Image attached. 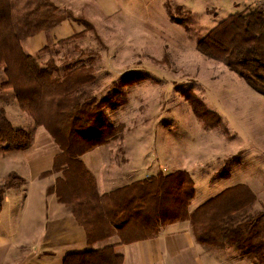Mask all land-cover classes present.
Instances as JSON below:
<instances>
[{
    "label": "rangeland",
    "instance_id": "374dc122",
    "mask_svg": "<svg viewBox=\"0 0 264 264\" xmlns=\"http://www.w3.org/2000/svg\"><path fill=\"white\" fill-rule=\"evenodd\" d=\"M116 1L122 7L117 19L103 25L94 21L99 33L84 26L81 36L50 45L38 56L41 67L51 65L60 75L70 64L93 68L95 81L83 90L98 100L108 95L128 99L117 113L121 119L116 112L108 114L115 128H122L115 139L118 153H123L122 143L130 131L133 164L151 165V175L171 169L170 160L199 175L198 170L210 168L218 156L237 155L245 161L237 168L231 157L230 170L227 165L219 171L212 185L196 176L194 204L241 183L259 195L257 190L264 185V97L223 62L202 55L197 46L235 8L249 13L260 6H235V0ZM10 96L13 93L0 92V101L7 102ZM196 103L204 123L196 117ZM52 131L59 141L63 139L59 127ZM225 172L231 175L224 176Z\"/></svg>",
    "mask_w": 264,
    "mask_h": 264
},
{
    "label": "trees",
    "instance_id": "16d2710c",
    "mask_svg": "<svg viewBox=\"0 0 264 264\" xmlns=\"http://www.w3.org/2000/svg\"><path fill=\"white\" fill-rule=\"evenodd\" d=\"M68 18L74 16L69 12L59 14L51 0H0V89L14 92L20 109L54 136L65 158L64 169L78 172L83 178L86 173L80 156L107 144L122 131L121 127L115 128L104 108L115 111L125 102L108 97L99 101L91 92L83 90L95 81L93 68L70 64L60 75L51 65L41 67L38 56L25 54L23 41L51 30ZM75 19L94 30L86 20ZM197 49L205 57L223 62L264 96L263 6L230 16L201 38ZM195 107L199 117L196 110L200 106ZM57 127L63 134L60 141L52 131ZM30 142V134L15 129L6 112L0 109V145H5L4 150H25ZM16 179L10 176L6 187H12ZM86 189L79 190L74 198L85 200L79 207L74 204V210L85 224L88 222L85 217L91 215L89 210L101 215L95 190ZM194 197V182L185 172L152 177L119 192L118 209L122 216L116 225L119 231L130 232L124 239L132 243L154 238L161 226L189 219L200 244L215 250L232 247L241 256L252 257L255 264H264V211L253 210L257 197L249 187L238 185L227 189L189 214L188 207ZM1 201L0 198V204ZM65 264H123V258L115 255L110 247L69 256Z\"/></svg>",
    "mask_w": 264,
    "mask_h": 264
},
{
    "label": "crops",
    "instance_id": "0c3cea01",
    "mask_svg": "<svg viewBox=\"0 0 264 264\" xmlns=\"http://www.w3.org/2000/svg\"><path fill=\"white\" fill-rule=\"evenodd\" d=\"M51 1L58 7L59 14L69 12L74 18H68L51 30L42 31L23 41L22 48L28 56H40L52 44H60L81 36L86 28L75 18L90 21L99 33V26L94 21L102 22L103 25V21L117 19L122 10L116 0ZM245 4H257L264 8V0L234 2L235 6ZM234 10L232 14L228 13L229 17L239 13L236 8ZM167 23L174 25L169 21ZM126 80L129 81V78ZM0 92L6 95L13 93L12 97H8L9 103L2 98L0 109L6 112L15 129L26 131L25 126H28L31 140L30 146L25 150L5 151V145H0V264H65L69 256L110 247L115 255L123 258V264H255L252 257L241 256L232 247L215 250L200 244L189 219L161 226L154 238L132 243H126L124 239L130 232L127 229L119 231L116 225L122 216L118 209L120 191L161 174L169 176L185 172L194 182L195 199L199 184L197 177L207 178L209 185H212L219 171L224 170L227 165L228 171L230 170L231 157H235L237 168L245 164L242 158L237 155L218 156L208 169L198 170L195 167L196 170L202 171L200 175L192 168H182L176 165L174 160H170L173 163L172 167L169 165L171 169L151 175L148 173L151 165L133 164L134 159L130 155L128 143L129 131L122 143L123 153H118L116 136L107 144L97 146L80 156L79 161L86 173L80 178L78 172L75 174L68 168L64 169L65 158L54 136L46 127L37 126L34 120L20 109L14 92L1 89ZM116 96L108 95L99 101L107 97L116 99ZM123 101L125 105L115 111L105 107L107 115L111 117L114 112L117 114L121 108L126 107L128 99ZM115 117L118 119L120 116L117 114ZM196 117L200 120L197 115ZM110 120L114 123L112 118ZM121 121L118 122L123 124ZM145 158H142V162H145ZM227 175L231 174L225 172L224 176ZM10 176L17 179L13 180L14 185L8 188L6 182ZM241 185H246L256 195L250 185ZM262 187L264 188V185ZM262 187L257 190L260 193L256 195L255 212L264 211ZM86 188L95 190L101 215L97 216L98 212L89 210L92 216H84L88 220L85 224L78 217L79 213L74 210V204L78 205L85 200L75 201L74 198L79 190ZM62 198H65V201ZM194 199L188 207L189 214L207 201L205 197L200 203L194 204ZM72 200L74 201L70 202ZM84 214L85 212L82 215ZM130 229L132 230V227Z\"/></svg>",
    "mask_w": 264,
    "mask_h": 264
}]
</instances>
